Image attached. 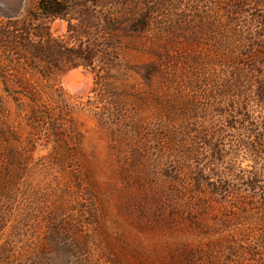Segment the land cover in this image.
Instances as JSON below:
<instances>
[{
  "label": "rangeland",
  "instance_id": "obj_1",
  "mask_svg": "<svg viewBox=\"0 0 264 264\" xmlns=\"http://www.w3.org/2000/svg\"><path fill=\"white\" fill-rule=\"evenodd\" d=\"M0 264H264V0H0Z\"/></svg>",
  "mask_w": 264,
  "mask_h": 264
},
{
  "label": "bare ground",
  "instance_id": "obj_2",
  "mask_svg": "<svg viewBox=\"0 0 264 264\" xmlns=\"http://www.w3.org/2000/svg\"><path fill=\"white\" fill-rule=\"evenodd\" d=\"M76 72V71H75ZM86 84V83H85Z\"/></svg>",
  "mask_w": 264,
  "mask_h": 264
}]
</instances>
